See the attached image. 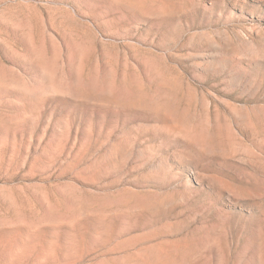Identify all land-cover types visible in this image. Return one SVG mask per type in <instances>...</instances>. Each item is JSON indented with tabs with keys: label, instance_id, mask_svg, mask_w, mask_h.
<instances>
[{
	"label": "rangeland",
	"instance_id": "rangeland-1",
	"mask_svg": "<svg viewBox=\"0 0 264 264\" xmlns=\"http://www.w3.org/2000/svg\"><path fill=\"white\" fill-rule=\"evenodd\" d=\"M0 264H264V0H0Z\"/></svg>",
	"mask_w": 264,
	"mask_h": 264
}]
</instances>
